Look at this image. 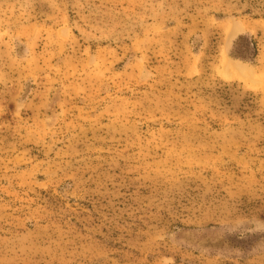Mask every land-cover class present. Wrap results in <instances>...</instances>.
I'll return each mask as SVG.
<instances>
[{"label": "rangeland", "instance_id": "obj_1", "mask_svg": "<svg viewBox=\"0 0 264 264\" xmlns=\"http://www.w3.org/2000/svg\"><path fill=\"white\" fill-rule=\"evenodd\" d=\"M0 264H264V0H0Z\"/></svg>", "mask_w": 264, "mask_h": 264}, {"label": "trees", "instance_id": "obj_2", "mask_svg": "<svg viewBox=\"0 0 264 264\" xmlns=\"http://www.w3.org/2000/svg\"><path fill=\"white\" fill-rule=\"evenodd\" d=\"M240 48L235 52V57L238 59L253 60L257 55L256 45L253 42L243 41Z\"/></svg>", "mask_w": 264, "mask_h": 264}]
</instances>
